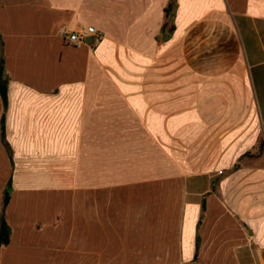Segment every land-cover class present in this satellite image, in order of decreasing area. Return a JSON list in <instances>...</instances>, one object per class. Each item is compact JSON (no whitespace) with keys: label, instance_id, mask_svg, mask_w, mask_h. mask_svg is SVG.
Segmentation results:
<instances>
[{"label":"crops","instance_id":"0c3cea01","mask_svg":"<svg viewBox=\"0 0 264 264\" xmlns=\"http://www.w3.org/2000/svg\"><path fill=\"white\" fill-rule=\"evenodd\" d=\"M170 3L0 0V264H264V0Z\"/></svg>","mask_w":264,"mask_h":264},{"label":"built area","instance_id":"2783aa9c","mask_svg":"<svg viewBox=\"0 0 264 264\" xmlns=\"http://www.w3.org/2000/svg\"><path fill=\"white\" fill-rule=\"evenodd\" d=\"M61 38L74 46H80L83 43L89 42L91 46H95L103 39V34L95 27L82 24L74 30L62 28L60 31Z\"/></svg>","mask_w":264,"mask_h":264},{"label":"trees","instance_id":"16d2710c","mask_svg":"<svg viewBox=\"0 0 264 264\" xmlns=\"http://www.w3.org/2000/svg\"><path fill=\"white\" fill-rule=\"evenodd\" d=\"M175 6V0H171L170 8ZM167 13H170V9L167 10ZM7 80L4 77V70H3V60L0 61V91L3 96H5V88H6ZM0 228L2 231L1 238H0V244L7 243V226L5 225L3 216H1V223Z\"/></svg>","mask_w":264,"mask_h":264}]
</instances>
